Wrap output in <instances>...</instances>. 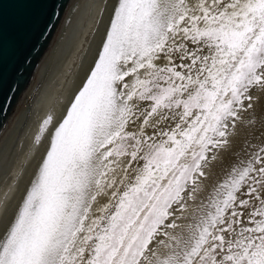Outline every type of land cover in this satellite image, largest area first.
Instances as JSON below:
<instances>
[{
	"label": "snow or ice",
	"instance_id": "snow-or-ice-1",
	"mask_svg": "<svg viewBox=\"0 0 264 264\" xmlns=\"http://www.w3.org/2000/svg\"><path fill=\"white\" fill-rule=\"evenodd\" d=\"M109 8L82 81L0 176L4 223L39 155L0 264H264V0H114L84 56ZM239 125L250 135L209 187Z\"/></svg>",
	"mask_w": 264,
	"mask_h": 264
},
{
	"label": "bare ground",
	"instance_id": "bare-ground-1",
	"mask_svg": "<svg viewBox=\"0 0 264 264\" xmlns=\"http://www.w3.org/2000/svg\"><path fill=\"white\" fill-rule=\"evenodd\" d=\"M69 2L70 6L63 15L60 27L53 32L49 41H46L26 80L28 86L31 83L36 86L29 110L18 106L25 95L26 84L16 92L11 99V104L3 109L4 114L2 113L0 117V176L13 169L25 153L32 155L33 150H30L29 146L40 121L49 113L55 112L58 115L61 108L60 101L66 100L82 81L85 75L84 69L91 63L101 34L109 20L110 8L104 12L100 34H97L91 48L87 44L83 45V49L87 52L86 56L81 51V42L94 18L98 17L99 7L105 3L110 5L114 0H69ZM80 56H84L83 67L80 66L78 58ZM257 113H264V100L258 103ZM249 135L250 130L247 127L243 125L237 127L236 135L230 137V150L223 152L222 159L212 168L209 179L206 181L209 187L223 178L226 169L233 162V153L242 147ZM39 159L37 155L36 159L32 160L19 190L9 204L5 222L0 223V231H3L7 220L15 213ZM192 207L194 208L195 205Z\"/></svg>",
	"mask_w": 264,
	"mask_h": 264
},
{
	"label": "water",
	"instance_id": "water-1",
	"mask_svg": "<svg viewBox=\"0 0 264 264\" xmlns=\"http://www.w3.org/2000/svg\"><path fill=\"white\" fill-rule=\"evenodd\" d=\"M69 6V0H48L47 3L39 5L31 0H0V74L3 79V88L0 90V117L5 105L8 107L11 104L12 100L7 98L10 95L13 98L26 84L33 64L46 41H49L53 32L60 27L59 24L61 25ZM54 11L57 16L53 19ZM37 13H42L43 21L52 25L47 30L49 34L39 38L38 31L27 28V23L34 19ZM10 87H16L17 91L10 93ZM35 89L33 83L29 86L26 84L25 95L18 106L29 110Z\"/></svg>",
	"mask_w": 264,
	"mask_h": 264
}]
</instances>
